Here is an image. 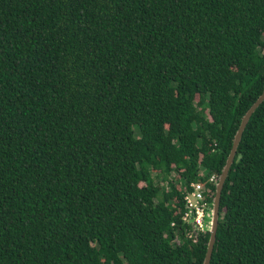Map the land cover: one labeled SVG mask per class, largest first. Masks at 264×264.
<instances>
[{
  "label": "trees",
  "instance_id": "trees-1",
  "mask_svg": "<svg viewBox=\"0 0 264 264\" xmlns=\"http://www.w3.org/2000/svg\"><path fill=\"white\" fill-rule=\"evenodd\" d=\"M263 87L264 0H0V264H202ZM218 214L209 264H264V100Z\"/></svg>",
  "mask_w": 264,
  "mask_h": 264
},
{
  "label": "water",
  "instance_id": "water-1",
  "mask_svg": "<svg viewBox=\"0 0 264 264\" xmlns=\"http://www.w3.org/2000/svg\"><path fill=\"white\" fill-rule=\"evenodd\" d=\"M264 100V87L260 93V95L256 98V100L250 105V107L246 110V112L242 115L239 121V125L233 135L232 143L228 155L225 159L224 165L221 168L219 174L217 175L216 181L213 185V196L210 200V207L208 210V217L205 221L206 232L208 234V240L206 243L205 254L203 257L202 264H209L213 244L215 240V233L217 229L218 223V210H219V200L220 194L223 188L224 181L226 179L229 168L233 162L234 154L236 152L237 145L240 141L241 134L254 110L260 105V103ZM189 225L191 223L189 222Z\"/></svg>",
  "mask_w": 264,
  "mask_h": 264
},
{
  "label": "built area",
  "instance_id": "built-area-1",
  "mask_svg": "<svg viewBox=\"0 0 264 264\" xmlns=\"http://www.w3.org/2000/svg\"><path fill=\"white\" fill-rule=\"evenodd\" d=\"M217 176L209 175L205 184L201 182H191L189 190L183 196L184 212L181 216L182 224L187 229L182 231L183 236L192 243H196L201 235L206 234L205 221L208 217L210 200L207 201V186L214 185ZM212 198V197H211ZM189 222L191 225H189ZM170 226L173 227L171 223Z\"/></svg>",
  "mask_w": 264,
  "mask_h": 264
},
{
  "label": "rangeland",
  "instance_id": "rangeland-1",
  "mask_svg": "<svg viewBox=\"0 0 264 264\" xmlns=\"http://www.w3.org/2000/svg\"><path fill=\"white\" fill-rule=\"evenodd\" d=\"M204 174V173H203Z\"/></svg>",
  "mask_w": 264,
  "mask_h": 264
}]
</instances>
